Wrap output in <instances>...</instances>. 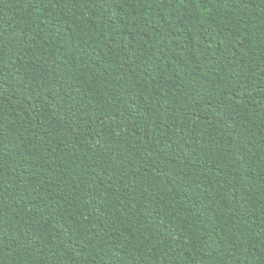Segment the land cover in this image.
Masks as SVG:
<instances>
[{
    "label": "trees",
    "instance_id": "trees-1",
    "mask_svg": "<svg viewBox=\"0 0 264 264\" xmlns=\"http://www.w3.org/2000/svg\"><path fill=\"white\" fill-rule=\"evenodd\" d=\"M0 264H264V0H0Z\"/></svg>",
    "mask_w": 264,
    "mask_h": 264
}]
</instances>
